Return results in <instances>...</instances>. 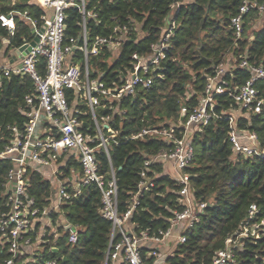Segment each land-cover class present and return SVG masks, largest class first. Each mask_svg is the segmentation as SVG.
I'll list each match as a JSON object with an SVG mask.
<instances>
[{
  "label": "trees",
  "instance_id": "16d2710c",
  "mask_svg": "<svg viewBox=\"0 0 264 264\" xmlns=\"http://www.w3.org/2000/svg\"><path fill=\"white\" fill-rule=\"evenodd\" d=\"M250 1L264 7V0ZM242 4L243 0H86V16L77 5L67 10L66 38H79L84 23L90 48L99 37L122 36L117 60L111 61L114 51L109 45L89 57L91 77H102L108 86L120 84V73L127 74L133 69L137 61L134 54L152 55L153 45L167 33L169 19L176 23L152 86L139 87L135 95L120 101H102L98 108L97 116H110L111 126L117 132L116 142L112 141L109 147L110 156L101 150L96 157L106 178H111L112 169L115 171L118 209L122 214L130 207L145 161L170 147L160 139L132 136L144 128L180 125L182 106L191 111L197 107L205 96L209 78L216 75L222 64L229 65L224 79L229 82L230 91L216 94L214 102L216 114L222 117H215L208 125L193 131L195 157L186 169L194 201L208 205L200 213L199 222L182 231L186 241L176 242L173 252L161 264H212L218 252L226 248L227 240L236 239L249 220L251 205L257 206V213L250 224L264 220V157L236 153L230 140L228 115L235 112L237 127L256 133L264 147V106L261 113L246 114L240 112V105L231 95L252 76L249 68L240 66L243 59L264 67V12L251 9L245 16L243 35L237 39L231 20ZM10 12L16 13V29L11 32L0 22V54L5 51L9 55L31 42L33 27L41 29L44 25L46 11L35 0H0V15ZM253 24L260 26L250 30ZM76 60L84 67L82 51L77 50ZM256 86L264 98V80ZM68 95L70 100L74 99L72 91ZM28 96H36L29 75L0 74V151L11 145L18 133L25 132L32 109ZM80 108L83 111L80 118L88 124L83 131L95 134L88 107ZM177 129L181 136L183 128ZM14 167L11 160L0 158V219L10 208L8 175ZM69 167L62 170V178L67 181L71 175ZM75 167L79 168V164L75 163ZM149 174L156 176L155 185L139 196V205L129 219L137 235L145 230L154 235L168 229L175 212L184 209L181 185L165 174L164 165L153 164ZM26 176L24 199L35 198L40 211L49 208L54 191L52 182L30 166ZM67 184L68 191L73 193L74 186ZM62 215L66 223L58 225ZM50 218L56 230L47 226L38 243L42 225L39 222L27 235L36 248L31 252L25 249L26 254L16 258L18 264H46L49 259H57L61 264H105L112 222L102 214V192L96 184L81 186L80 192L62 203L59 211L50 213ZM67 224L78 227L76 243L69 241ZM234 251L236 264H264V233L243 238ZM149 253L150 248L144 246V264H158L157 257ZM10 256L8 243L0 233V263Z\"/></svg>",
  "mask_w": 264,
  "mask_h": 264
},
{
  "label": "built area",
  "instance_id": "2783aa9c",
  "mask_svg": "<svg viewBox=\"0 0 264 264\" xmlns=\"http://www.w3.org/2000/svg\"><path fill=\"white\" fill-rule=\"evenodd\" d=\"M36 2L46 11L43 16L45 31L40 40L27 54L18 59L14 56H18L20 47L12 50L8 55L9 58H14L11 64L0 63V74L29 75L34 81L36 91V96L27 97V102L32 109L28 112L30 122L25 132L18 133L12 144L0 151L1 159L11 160L15 164L8 175V185L11 190L8 197L10 208L8 212L2 213L0 219L1 237L8 243L11 256L0 264H18L16 258L19 255H25L26 250L33 251L36 243L32 242V238L27 235L35 230L39 222L43 227L42 219L50 218V213L53 211L51 206L40 211L33 197L26 196L27 198L24 199L27 190L26 172L29 166L41 174L42 168L55 166L52 174L60 180L57 188L58 207L75 197L80 192L81 186L96 184L101 189L102 214L112 222L110 246L105 264H119L122 261L127 264H144V246L150 248L149 255L156 256L159 264L160 245L174 237L177 238V242H185L186 236L182 231L199 222L200 213L208 205L205 202L198 204L194 201L190 190V175L186 169L195 157L193 131L208 125L215 117H222L216 114L214 102L216 94L230 91L229 82L224 79L229 66L226 63L222 64L216 75L209 78L205 96L197 107L191 111L187 106H182L180 112L182 119L177 126L183 128L180 130L181 136L178 135V129L174 126L144 128L132 136L133 139L145 137L160 139L170 147L145 161V170L141 173L142 178L130 207L122 214L118 209V184L115 171L112 169L111 178H106V175L100 172L96 157L97 152L101 150L110 156L109 147L112 141L116 142L117 132L111 126L110 116H97L98 108L102 106V101H120L125 96L135 95L139 87L152 86L160 59L165 58L167 41L172 36L176 23L167 24V33L161 42L153 45L152 55L140 57L134 54L133 58L137 61L133 69L127 74L120 73V84L108 86L102 77H91L89 57L97 54L100 47L109 45L114 51L111 61L117 60L122 48V36L99 37L90 48L85 23L79 38H66L67 10L77 5L86 16V0H36ZM255 8H258L261 13L264 12L263 6L250 0H243L239 12L232 17L231 24L237 39L243 35L245 16ZM15 17V12L1 14L0 22L2 26L13 32L16 29ZM33 28L36 32L40 30L35 26ZM81 42L83 43L80 44ZM77 50L84 53V67L76 60ZM42 66L44 72L41 71ZM240 66L249 68L252 76L234 93L231 92V95L240 105V112L261 113L264 98L260 96L256 83L264 80V67L250 64L247 59H243ZM158 75L163 77L162 74ZM68 91H72L74 99L70 100ZM81 105H86L92 114L95 134L84 132L82 129L88 124L80 118V114H83ZM122 114H126V111ZM41 119L42 129L38 132L37 127ZM228 119L233 150L249 157H264V147H261L257 134L237 127V113L229 114ZM63 152H74L72 161L76 160L82 169L81 179L78 185L74 186L73 193L68 191V184L60 175L62 172L60 166H65V163H59L65 155ZM168 161L173 162L177 170V176L171 177L181 185L180 194L184 209L175 212L168 229L159 230L154 235L145 230L137 235L130 227L129 219L139 205V196L155 185L156 176L149 174L152 165L155 163L164 165ZM256 213L257 206L253 204L250 207L249 220L237 233L236 239L233 237L227 240L226 248L218 252L212 264H236L234 246H237L245 237L264 233V220L250 224V220L255 218ZM68 225L71 226L69 241L76 243L78 227ZM42 236L39 234L37 241H41ZM53 250L57 248L53 247ZM27 261L28 259L25 260ZM46 264L61 263L57 259H49Z\"/></svg>",
  "mask_w": 264,
  "mask_h": 264
},
{
  "label": "crops",
  "instance_id": "0c3cea01",
  "mask_svg": "<svg viewBox=\"0 0 264 264\" xmlns=\"http://www.w3.org/2000/svg\"><path fill=\"white\" fill-rule=\"evenodd\" d=\"M170 21L171 20L169 19L167 23H170ZM258 26H260V24H258ZM12 59L14 60V58H9L5 51H3L0 54V63L1 64L9 65V64H11ZM227 65H228V63H227ZM64 154H65L64 157L62 159H60L59 163H65V166H60V170L62 171L63 168H67V166L68 167L70 166L69 168H70V171H71L70 172L71 175H70L69 181H67V180H65V181L67 183H71L73 186H76V185H78V182L81 179L82 169H81L80 165H79V168L75 167V163H78L76 160L72 161L73 158H71V157H74V155H75L74 152H71V153L70 152H65ZM54 168H55V166L42 168L43 169L42 170V175L44 176V178L50 180L52 182V184H53L54 191H53V198H52L51 208L53 210L57 209L56 211H59L61 206L58 207L59 202H58V194H57V190L58 189L57 188L59 187L60 180L55 175L52 174L53 171H54L53 170ZM164 172H165V174H168V175H170L172 177H176L177 176V174H176L177 170L175 168L174 163L171 162V161L165 162V164H164ZM62 174L63 173L61 172L60 175H62ZM42 223H43V227L40 228L41 229L40 236L44 235V232H45V229L47 228V226L52 227L53 231H55L56 228H57V226L56 227L53 226L52 220L49 217L43 218L42 219ZM64 223H66V219L62 215L60 220L58 221V225L64 224ZM176 236H178V234ZM39 239H40V237H39ZM37 242L39 243L40 240L37 241ZM176 242H177V238L174 237V238L170 239L169 242L163 243V244L160 245V247H159V250H160L159 264L164 263L166 258H167V256L170 255L173 252ZM35 248H36V245H35L34 249Z\"/></svg>",
  "mask_w": 264,
  "mask_h": 264
},
{
  "label": "water",
  "instance_id": "95a60500",
  "mask_svg": "<svg viewBox=\"0 0 264 264\" xmlns=\"http://www.w3.org/2000/svg\"><path fill=\"white\" fill-rule=\"evenodd\" d=\"M44 31H45V27H42L38 32H36L35 29L33 28L34 39L30 42V44H25L22 47H20V50H18L17 52L18 56L17 55L14 56L15 59H18V57H22L24 54H27L31 50V47L36 45V43L40 40L41 35L44 33ZM70 227L71 226L68 225L67 229H69Z\"/></svg>",
  "mask_w": 264,
  "mask_h": 264
},
{
  "label": "rangeland",
  "instance_id": "374dc122",
  "mask_svg": "<svg viewBox=\"0 0 264 264\" xmlns=\"http://www.w3.org/2000/svg\"><path fill=\"white\" fill-rule=\"evenodd\" d=\"M258 27V24H253V26L250 28V30H254V29H256ZM250 33H252V32H250ZM41 123H42V119L40 120V122L38 123V127H37V131L39 132V131H41V129H42V125H41Z\"/></svg>",
  "mask_w": 264,
  "mask_h": 264
}]
</instances>
